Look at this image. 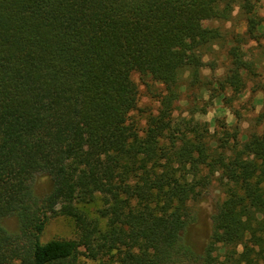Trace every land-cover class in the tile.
Returning a JSON list of instances; mask_svg holds the SVG:
<instances>
[{"label": "trees", "instance_id": "trees-1", "mask_svg": "<svg viewBox=\"0 0 264 264\" xmlns=\"http://www.w3.org/2000/svg\"><path fill=\"white\" fill-rule=\"evenodd\" d=\"M237 4L247 35L264 38L252 0H0V264H264V111L244 142L173 116L186 70L228 102L256 76L242 37L221 79L200 72L221 33L198 23ZM135 72L167 90L143 129ZM39 176L52 183L43 195ZM215 179L225 199L198 252L186 232ZM57 216L76 237L43 241Z\"/></svg>", "mask_w": 264, "mask_h": 264}, {"label": "rangeland", "instance_id": "rangeland-1", "mask_svg": "<svg viewBox=\"0 0 264 264\" xmlns=\"http://www.w3.org/2000/svg\"><path fill=\"white\" fill-rule=\"evenodd\" d=\"M252 3L257 16L264 19V0H252ZM197 26L198 30L217 29L221 33L220 39L202 48L203 66L200 72L205 81L216 82L222 78L229 64V49L239 43L237 41L239 37H242L241 47L246 57L255 62L257 74L254 77H248L243 93L232 102H228L227 98L231 96L230 90L227 91V98L224 99L222 96L216 97L215 90L201 92L200 89L190 87L189 71L186 70L180 79L181 98L174 104L173 116L176 119L194 117L198 121L206 122L211 133H215L216 137L223 136V131L226 129L238 130L239 141L244 142L253 131H261L263 127L257 117L264 111L262 90L264 38L252 39L247 35V16L239 4L234 6L229 19L205 20ZM191 36L193 34L186 37L188 42H191ZM133 79L138 85L139 102L132 120L140 129H143L146 127L147 117L159 113L161 99L167 90L164 84L138 72L133 73ZM34 187L38 194L43 195L51 189L52 183L47 176H39L34 182ZM224 199L225 194L221 185L215 179L204 198L194 203V218L187 229L186 238L196 251H202L209 241L213 230V214ZM99 205L100 202H96L92 206V211H96ZM90 213L93 212L90 211ZM4 224L11 230H14L16 226L14 218H7ZM76 235L74 222L70 218L57 216L50 219L42 239L48 241L52 238H75ZM81 261H86L87 264H99L98 261L85 256L81 257Z\"/></svg>", "mask_w": 264, "mask_h": 264}]
</instances>
